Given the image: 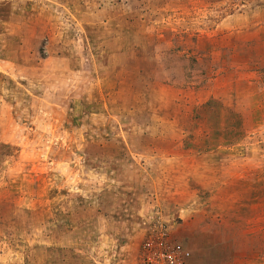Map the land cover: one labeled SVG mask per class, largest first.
Instances as JSON below:
<instances>
[{"label":"rangeland","instance_id":"obj_1","mask_svg":"<svg viewBox=\"0 0 264 264\" xmlns=\"http://www.w3.org/2000/svg\"><path fill=\"white\" fill-rule=\"evenodd\" d=\"M147 243L264 264V0H0V264Z\"/></svg>","mask_w":264,"mask_h":264},{"label":"built area","instance_id":"obj_2","mask_svg":"<svg viewBox=\"0 0 264 264\" xmlns=\"http://www.w3.org/2000/svg\"><path fill=\"white\" fill-rule=\"evenodd\" d=\"M146 245L149 247V243H147ZM149 250V257L164 260L165 262H167V264H175L179 259V256L177 254H179V252L181 251V247L180 245H177L172 249H164L162 251H155L150 249L149 247Z\"/></svg>","mask_w":264,"mask_h":264}]
</instances>
